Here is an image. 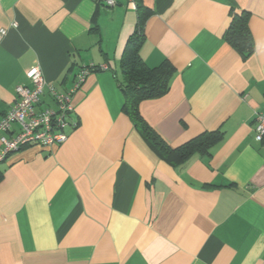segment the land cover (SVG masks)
Masks as SVG:
<instances>
[{"label": "crops", "instance_id": "1", "mask_svg": "<svg viewBox=\"0 0 264 264\" xmlns=\"http://www.w3.org/2000/svg\"><path fill=\"white\" fill-rule=\"evenodd\" d=\"M117 1L0 0V119L36 65L60 92L82 67H109L73 95L78 126L64 144L26 146L0 163V264H264V142L255 139L264 0L140 1L151 12L142 58L175 69L142 116L172 148L223 133L209 156L178 166L123 112L121 59L138 4ZM242 12L255 41L247 59L225 39ZM42 103L54 106L48 88ZM2 136L11 134H0V150Z\"/></svg>", "mask_w": 264, "mask_h": 264}, {"label": "trees", "instance_id": "2", "mask_svg": "<svg viewBox=\"0 0 264 264\" xmlns=\"http://www.w3.org/2000/svg\"><path fill=\"white\" fill-rule=\"evenodd\" d=\"M140 1L136 0L138 4L137 27L135 33L128 39L121 59L122 78L119 85L125 98L123 112L130 118L150 149L168 164L182 165L195 154L209 156L211 147L223 138V133L220 131L204 133L182 147L172 148L142 116L140 111L142 102L159 99L168 94L175 69L169 62L156 68H150L142 58L141 50L146 41L145 26L151 12L141 5ZM250 19L251 16L247 12L233 13L225 33L226 41L244 59L249 58L255 52Z\"/></svg>", "mask_w": 264, "mask_h": 264}, {"label": "built area", "instance_id": "3", "mask_svg": "<svg viewBox=\"0 0 264 264\" xmlns=\"http://www.w3.org/2000/svg\"><path fill=\"white\" fill-rule=\"evenodd\" d=\"M102 1L108 7H115L118 4L117 0ZM128 2L134 7L137 5L136 0ZM6 33V29L0 31V40ZM106 70H109L107 65L84 66L77 73L73 88L60 92L47 82L41 67L38 65L32 67L27 72L31 86L24 84L17 86L15 104L0 119V134H11L10 138L1 137L3 147L0 150V163H4L26 146L39 145L50 148L64 144L69 138L67 128L78 126L77 122L71 121L75 112L73 95L82 88L92 72ZM45 88L50 90L54 106L42 103ZM255 122V139L264 142V102L255 112ZM14 126L18 130H13Z\"/></svg>", "mask_w": 264, "mask_h": 264}]
</instances>
